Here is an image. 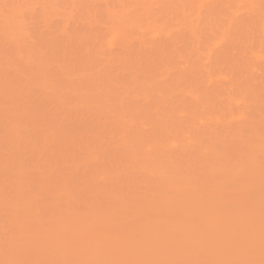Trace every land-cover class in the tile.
Listing matches in <instances>:
<instances>
[{"label": "rangeland", "instance_id": "1", "mask_svg": "<svg viewBox=\"0 0 264 264\" xmlns=\"http://www.w3.org/2000/svg\"><path fill=\"white\" fill-rule=\"evenodd\" d=\"M0 264H264V0H0Z\"/></svg>", "mask_w": 264, "mask_h": 264}]
</instances>
